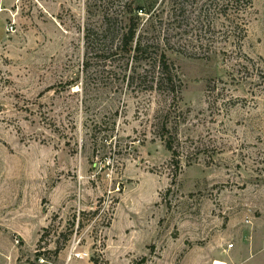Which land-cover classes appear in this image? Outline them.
<instances>
[{
	"label": "rangeland",
	"instance_id": "374dc122",
	"mask_svg": "<svg viewBox=\"0 0 264 264\" xmlns=\"http://www.w3.org/2000/svg\"><path fill=\"white\" fill-rule=\"evenodd\" d=\"M153 1L0 0V264H264V0L246 37L193 30L194 0L179 29L175 0L141 15L177 99L99 53L109 19Z\"/></svg>",
	"mask_w": 264,
	"mask_h": 264
},
{
	"label": "trees",
	"instance_id": "16d2710c",
	"mask_svg": "<svg viewBox=\"0 0 264 264\" xmlns=\"http://www.w3.org/2000/svg\"><path fill=\"white\" fill-rule=\"evenodd\" d=\"M156 1L145 6H138L135 9L124 7L123 14L119 18L109 19L105 24L104 31L101 34H97V41L101 42L99 53L110 54L113 57L125 56L128 61H133L137 65H146L150 69L146 71L147 77L149 74L152 77V86L149 90L167 94L168 97L177 99L183 92V82L177 69L167 56L166 49L168 44L163 45L161 40L151 38L150 27L141 29V15L149 16L150 22L154 16L160 14L159 8L155 9L158 6ZM188 1L191 2L192 0L173 1L178 8H172V12L168 14V20L174 23L178 22L179 26L177 29L181 28V21L179 20L186 17V14H183L182 5H185ZM194 1L198 5V14L194 15L193 12V15L188 17L193 30H201L207 34V31H205L207 23L210 22V19L219 17L225 18L229 22L228 33L231 37L237 33H240L241 36L244 33L243 37H246L248 30H244L242 22H246V16H249L256 0ZM191 21L196 25L194 26ZM153 24L151 23L150 26ZM209 28H212L211 24H209ZM88 41H91L89 36ZM107 60L112 61V58ZM167 148L174 155L177 154L171 141H167ZM47 231L48 234L49 230ZM61 251L62 249L60 248L56 252L59 254ZM43 255L41 251H38L36 254L37 259H40ZM147 262L148 259L143 258L137 264H147Z\"/></svg>",
	"mask_w": 264,
	"mask_h": 264
},
{
	"label": "built area",
	"instance_id": "2783aa9c",
	"mask_svg": "<svg viewBox=\"0 0 264 264\" xmlns=\"http://www.w3.org/2000/svg\"><path fill=\"white\" fill-rule=\"evenodd\" d=\"M1 6H2V4H1V2H0V8H1ZM9 31H10V32H13V31H14L13 26H11V28L9 29ZM229 248H230V249H233V248H234V245L231 244V245L229 246Z\"/></svg>",
	"mask_w": 264,
	"mask_h": 264
},
{
	"label": "bare ground",
	"instance_id": "6f19581e",
	"mask_svg": "<svg viewBox=\"0 0 264 264\" xmlns=\"http://www.w3.org/2000/svg\"><path fill=\"white\" fill-rule=\"evenodd\" d=\"M82 256H80L79 258H81ZM215 264H224V263H221V262H217V263H215Z\"/></svg>",
	"mask_w": 264,
	"mask_h": 264
}]
</instances>
